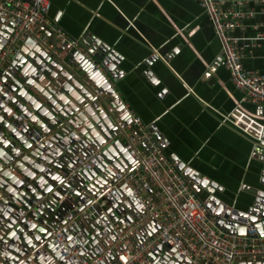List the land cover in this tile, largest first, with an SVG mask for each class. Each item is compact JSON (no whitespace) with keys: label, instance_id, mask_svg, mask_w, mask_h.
Wrapping results in <instances>:
<instances>
[{"label":"water","instance_id":"1","mask_svg":"<svg viewBox=\"0 0 264 264\" xmlns=\"http://www.w3.org/2000/svg\"><path fill=\"white\" fill-rule=\"evenodd\" d=\"M11 30V22L0 17V36ZM41 36L61 49L49 30ZM79 41L100 67L74 49L59 56L32 33L0 58V264H81L114 243L116 232L145 209L122 183L105 196L103 210H87L106 180L133 158L116 136L115 118L126 123L129 116L119 115L123 106L109 84L115 60L104 44L88 37ZM152 135L164 140L157 131ZM109 136L112 142L98 150ZM254 150L261 153L263 187L248 189L245 209L227 208L213 194L214 181L170 157L208 193L203 198L207 216L223 231L245 233V225L232 226V220L245 216L254 230L247 234H264V140L255 142ZM156 228L149 218L128 241L135 246ZM54 234L62 236L63 246H57ZM124 245L112 247L95 264H116ZM61 247L75 249L76 256H59ZM144 258L150 264H188L165 243H157ZM235 264H264V254L235 257Z\"/></svg>","mask_w":264,"mask_h":264},{"label":"crops","instance_id":"2","mask_svg":"<svg viewBox=\"0 0 264 264\" xmlns=\"http://www.w3.org/2000/svg\"><path fill=\"white\" fill-rule=\"evenodd\" d=\"M48 1L50 22L71 37L108 47L117 71L109 84L129 110L159 132L164 152L214 181L213 194L227 208L245 209L248 189L263 187L261 153L251 138L221 119L241 92L220 58L215 61L220 44L197 0ZM263 49L255 47L243 65L264 72ZM241 104L254 107L246 100ZM119 115L128 116L124 108ZM190 184L202 199L208 195Z\"/></svg>","mask_w":264,"mask_h":264},{"label":"built area","instance_id":"3","mask_svg":"<svg viewBox=\"0 0 264 264\" xmlns=\"http://www.w3.org/2000/svg\"><path fill=\"white\" fill-rule=\"evenodd\" d=\"M197 2L219 41V58L228 71L229 79L241 92L239 99L234 98L232 109L220 114L221 119L251 138L254 143L264 140V72L243 65V59L253 55L255 47L264 48V0ZM48 6V0H0V17L10 21L12 25L7 36H0V58L7 49L15 50V41L32 33L55 54L61 56L74 49L100 67L99 62L78 39L67 35L64 30L50 22L46 16ZM43 23L45 25L42 28L53 34L55 45L61 46V49L42 38V28L38 29L37 26ZM262 57L264 58V49ZM121 74L118 72L117 76ZM242 100L254 104V107L247 108L241 104ZM120 102L129 120L123 123L115 118V123L119 126L116 136L125 142L133 161L129 167L115 171L106 180L103 191L95 200L96 204L89 206L87 210L91 214L103 210L107 205L105 196L114 194L122 183L127 185L128 194L136 197L145 209L116 232L114 243L102 247L99 253L81 264H95L120 243L125 245L117 251L116 264H150L144 254L157 243H165L173 251L186 256L188 264H235V257L264 254V234H247L246 231L252 233L254 230L245 216L232 220L234 227L245 225L243 234L223 231L214 224L207 216L203 199L193 189L190 180L181 169L175 167V162L164 152L166 141L155 139L153 130L136 113L129 110L121 99ZM113 139L114 136H109L98 146V150L110 144ZM149 218L155 220L157 228L133 246L128 237ZM53 240L57 246L64 244L59 234H54ZM61 248L59 256H76L75 249ZM168 252L171 253L170 250Z\"/></svg>","mask_w":264,"mask_h":264}]
</instances>
